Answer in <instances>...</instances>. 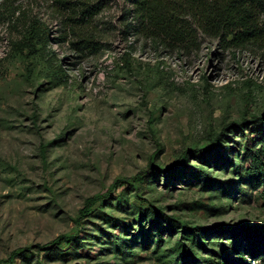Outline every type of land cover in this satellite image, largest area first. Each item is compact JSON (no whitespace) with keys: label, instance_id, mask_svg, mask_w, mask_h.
Instances as JSON below:
<instances>
[{"label":"rangeland","instance_id":"374dc122","mask_svg":"<svg viewBox=\"0 0 264 264\" xmlns=\"http://www.w3.org/2000/svg\"><path fill=\"white\" fill-rule=\"evenodd\" d=\"M91 1L100 12L61 31L51 2L0 0V262L13 251L11 264L238 261L233 237L213 230L264 224L263 187L246 173L260 147L264 38L164 50L135 34L129 1ZM32 19L47 25L46 46L29 37ZM78 32L95 52L72 48ZM139 171L77 225L87 197Z\"/></svg>","mask_w":264,"mask_h":264},{"label":"trees","instance_id":"16d2710c","mask_svg":"<svg viewBox=\"0 0 264 264\" xmlns=\"http://www.w3.org/2000/svg\"><path fill=\"white\" fill-rule=\"evenodd\" d=\"M51 2L61 24V31L74 29L89 22L96 16L101 5L99 1L91 0H41ZM129 1L130 13L133 18L134 32L145 41H151L164 50L179 52L196 49L200 36H209L218 39L219 44L227 47L243 46L251 42H259L264 38V0H126ZM128 28L129 25H126ZM28 35L32 41H39L43 46L49 40L47 25L37 19H32L28 27ZM76 40L70 45L76 52L86 49L97 50V41L84 33H75ZM56 76H62L64 69L54 64L55 55L50 53ZM260 127L256 129L260 147H252L249 151L250 164L246 168L248 176H253L263 187L264 192V114L253 120ZM233 122L222 126L216 138L225 133ZM215 142V141H214ZM213 142V143H214ZM212 143V144H213ZM213 149V147H212ZM201 151V149H198ZM215 150V147H214ZM149 166L148 169L149 170ZM145 171H139L134 177L116 179L105 193H97L85 199L79 211L77 225L86 216L91 208L103 202L117 188ZM210 229H204L208 231ZM215 232H227L233 237L230 251L236 252L238 261L232 264H249L245 255L258 260L256 264H264V224L251 225L247 222L223 224L214 228ZM74 235H59L54 240L38 245L46 248L59 240L73 242ZM246 239L245 244L242 239ZM17 251H13L1 264H11ZM219 264V263H213Z\"/></svg>","mask_w":264,"mask_h":264}]
</instances>
